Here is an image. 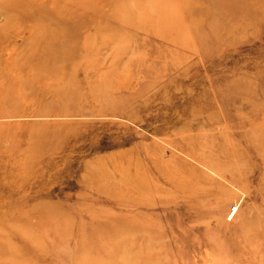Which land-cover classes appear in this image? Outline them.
<instances>
[{
	"label": "rangeland",
	"instance_id": "rangeland-1",
	"mask_svg": "<svg viewBox=\"0 0 264 264\" xmlns=\"http://www.w3.org/2000/svg\"><path fill=\"white\" fill-rule=\"evenodd\" d=\"M260 144L264 0H0V264H264Z\"/></svg>",
	"mask_w": 264,
	"mask_h": 264
},
{
	"label": "bare ground",
	"instance_id": "bare-ground-1",
	"mask_svg": "<svg viewBox=\"0 0 264 264\" xmlns=\"http://www.w3.org/2000/svg\"><path fill=\"white\" fill-rule=\"evenodd\" d=\"M29 8H32V7L30 6ZM42 33H45V32H42ZM51 34H53V32ZM52 39H53V36H52ZM44 40H45V42H44L43 46H46L47 48H43V50H41L40 54H39V56L41 57V62L40 63H42V64H40V67L42 69H45L46 65L50 64V65H52V67L50 69H48V71L52 72V71H54V68H55L54 64L57 61L58 62H64L65 60L66 61H71V60H73L74 58L77 57V54H76L77 51L75 49L71 50L69 48L62 47L63 45L66 46L65 44L68 43V39L57 42V43L62 44V45L58 44V45H52V46L48 45V43L51 44L50 43L51 42L50 41L51 40L50 37L48 38V36H46ZM48 41H50V42H48ZM168 142L170 144H172V145H175V146L177 145V147L181 148L182 151L186 150V145H184L182 143L177 142V144H175V142L173 140H171V139ZM261 146L263 148L264 144H262V145L260 144V147ZM186 181H187L186 178L182 179L181 182L179 183V186H181L183 188L186 187V184H187ZM191 187L194 188V189L196 187L198 189L196 184H193ZM237 209H238V207L235 206L234 210H230L229 211L228 215L230 214V218H232L234 216V214L236 213ZM243 233H244V238L242 237L243 238L242 240L247 241L248 238H252V236L249 235L248 231H243Z\"/></svg>",
	"mask_w": 264,
	"mask_h": 264
}]
</instances>
